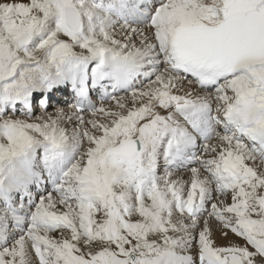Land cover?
I'll use <instances>...</instances> for the list:
<instances>
[{
	"label": "snow or ice",
	"instance_id": "obj_1",
	"mask_svg": "<svg viewBox=\"0 0 264 264\" xmlns=\"http://www.w3.org/2000/svg\"><path fill=\"white\" fill-rule=\"evenodd\" d=\"M0 264H264V0H0Z\"/></svg>",
	"mask_w": 264,
	"mask_h": 264
},
{
	"label": "bare ground",
	"instance_id": "obj_2",
	"mask_svg": "<svg viewBox=\"0 0 264 264\" xmlns=\"http://www.w3.org/2000/svg\"><path fill=\"white\" fill-rule=\"evenodd\" d=\"M120 95L124 96L125 94H120ZM112 103H113L112 101H108L105 105L112 106V108L115 109V104L111 105ZM128 103H129V106H130L131 102L129 101ZM84 116H85V119H87L86 118L87 115H84ZM66 126H68L69 129L71 130V125H66ZM173 178L174 179L179 178V179H183V180H190L191 173L188 170H186V171H184V172H182L180 174L175 172L174 175H173ZM214 236L216 238L217 245L223 246V245H226L228 243V241L220 239L218 233H214ZM229 237H230L231 241H233V242H236V243H239V244H243L244 243V241L241 238L235 236L232 233H229Z\"/></svg>",
	"mask_w": 264,
	"mask_h": 264
},
{
	"label": "rangeland",
	"instance_id": "obj_3",
	"mask_svg": "<svg viewBox=\"0 0 264 264\" xmlns=\"http://www.w3.org/2000/svg\"><path fill=\"white\" fill-rule=\"evenodd\" d=\"M129 102V101H128ZM131 106V105H130ZM106 108L113 109L112 106L105 105ZM70 130V129H69Z\"/></svg>",
	"mask_w": 264,
	"mask_h": 264
}]
</instances>
